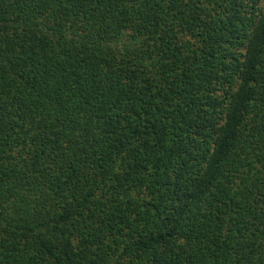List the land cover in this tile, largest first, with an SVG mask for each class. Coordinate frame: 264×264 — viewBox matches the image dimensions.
I'll return each mask as SVG.
<instances>
[{
    "label": "trees",
    "instance_id": "16d2710c",
    "mask_svg": "<svg viewBox=\"0 0 264 264\" xmlns=\"http://www.w3.org/2000/svg\"><path fill=\"white\" fill-rule=\"evenodd\" d=\"M0 264H264V0H0Z\"/></svg>",
    "mask_w": 264,
    "mask_h": 264
}]
</instances>
